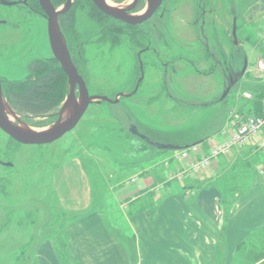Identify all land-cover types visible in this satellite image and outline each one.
Listing matches in <instances>:
<instances>
[{"label":"rangeland","instance_id":"rangeland-1","mask_svg":"<svg viewBox=\"0 0 264 264\" xmlns=\"http://www.w3.org/2000/svg\"><path fill=\"white\" fill-rule=\"evenodd\" d=\"M77 1L74 0L73 5ZM105 1L108 7L125 11L131 8L134 0L121 5ZM220 3L223 7L219 13L222 25L209 29L208 35L213 41L209 42L208 48L218 62V72L235 79L243 54L255 51L264 57V0H220ZM173 5L174 0H166L158 14L145 25L143 37L138 29L135 30L136 38L126 26L114 35L113 20L103 14L108 19L101 20L85 13L86 10L83 13L77 11L74 24L80 44L75 48L74 60L88 94L92 98L104 97L110 101L117 98L118 103L92 99L76 127L49 145H20L0 131V163L12 165L0 166V264H33L34 250L39 243L51 241L56 247L64 242V227L73 214L62 209L61 202L64 201L60 195L63 184L66 192L68 189L72 192L73 186L77 192L80 178L75 172L78 167L81 166L88 175L91 208L99 209L103 198L108 199V195L105 197L107 184L115 186L124 180L129 181L175 153L155 154L147 149L137 152L135 149L140 141L134 139L129 143L128 137L118 135V127L129 130L132 124L141 135H149L151 140L146 137L152 143L161 146L203 136L212 141L216 139V133L226 123L234 104L220 102L224 95L219 91L221 78L217 75L199 76L209 74L211 69L202 46L194 43L193 34L178 26L181 35L186 37L184 43L171 31L169 9ZM95 10L99 12L97 8ZM161 15L162 19L159 18ZM232 16L237 18V46L233 45L231 37ZM142 42L144 45L150 42L149 47L160 52L161 64L151 65L152 57L143 55V79L137 92L130 97H120L130 94L141 78L137 52ZM256 53L247 56L251 67L255 64ZM197 58L205 63L198 66ZM35 60L41 65L55 60L42 13L39 9L30 12L21 5L0 7L2 84L26 81L28 67ZM66 85L68 95V83ZM183 87L192 88L193 92L186 93L181 89ZM76 96L79 99L78 92ZM66 97L59 106L58 115ZM209 103L214 104L202 107V104ZM5 111L12 125L36 132L52 129L59 118L25 117L7 106ZM244 253L252 254L259 261L264 259V241L258 239L257 245H251ZM63 263L70 264L67 259ZM258 264H264V260Z\"/></svg>","mask_w":264,"mask_h":264},{"label":"crops","instance_id":"crops-1","mask_svg":"<svg viewBox=\"0 0 264 264\" xmlns=\"http://www.w3.org/2000/svg\"><path fill=\"white\" fill-rule=\"evenodd\" d=\"M254 53L250 51L249 55ZM256 54L255 64L264 61L261 54ZM249 55L242 58L246 69L236 83L227 89L222 80L219 85L224 93L220 102H233L234 107L216 139L203 136L170 143L183 149L198 145V154L189 153L180 159V151H174L145 169L144 174L129 178L134 179L133 183L124 180L115 186L107 184L108 199L103 198L99 209L91 208L88 175L81 166L75 172L80 178L77 192L74 186L72 192H66L63 184L61 206L65 213L73 214L64 227L70 264H258L264 260L244 253L257 245L258 239L264 241V181L256 174L264 164V130L248 144L212 161L203 171H189L213 145L231 136L236 116H248L244 103L249 100L242 94L264 89V73L256 74L255 64L249 65ZM225 78L223 75L226 82ZM183 88L186 93L193 92L192 88ZM153 149L155 154L171 151ZM33 264L64 263L55 245L43 241L35 247Z\"/></svg>","mask_w":264,"mask_h":264},{"label":"trees","instance_id":"trees-1","mask_svg":"<svg viewBox=\"0 0 264 264\" xmlns=\"http://www.w3.org/2000/svg\"><path fill=\"white\" fill-rule=\"evenodd\" d=\"M28 1L35 9H39L37 0ZM113 1L119 3L124 0ZM50 2L55 8H58L65 3V0H50ZM78 10H80V13H83V10H86L85 13H91L94 16L99 17L101 20L105 18L93 8V5L89 0H78L75 5H72L69 12L60 17L59 28L65 39L69 54L76 65L77 63L74 60V57H76L75 48H78L80 40L75 32L74 21ZM111 24L114 25L112 28L113 34L115 32H122L125 27L123 24L114 20ZM110 26L112 27V25ZM127 28L133 34H131L133 38H136L137 35L135 33H137V31L135 30H137V27ZM107 34L113 35L109 32ZM114 35L113 37H116ZM44 65V63L41 65L39 61L35 60L28 67L29 77L26 81L21 83L2 84L3 98L12 112L25 117L43 118L48 116L51 119H56L58 117L59 106L67 95V79L55 60L47 61L46 65ZM47 67L51 69L47 70ZM249 92L252 98L244 103L247 109V114L248 116H261L263 114L264 89L250 90ZM125 130L126 128L118 127V135L128 137L127 139L129 143L133 142L134 139H137L129 132V130ZM139 143L140 144L135 149L137 152L147 149L150 153H155V150L144 142L140 141ZM56 250L62 262L67 259V250L64 242H60L59 245L56 246Z\"/></svg>","mask_w":264,"mask_h":264},{"label":"water","instance_id":"water-1","mask_svg":"<svg viewBox=\"0 0 264 264\" xmlns=\"http://www.w3.org/2000/svg\"><path fill=\"white\" fill-rule=\"evenodd\" d=\"M92 4L104 15L111 17L113 19L119 20L123 23L129 25H137L142 21L148 19L151 14L159 7L162 0H150V5L144 16L142 17H130L126 16L124 11H116L106 5L104 0H90ZM38 5L42 10L47 21V37L49 42L50 51L52 57L60 66L62 72L65 74L67 83L69 86V92L65 99V103L62 109L59 112V118L55 123V126L45 132H36L31 130H23L12 125L7 119L5 106H7L4 101L1 83H0V131L9 137L12 141L20 145L28 146H42L52 144L64 135L71 132L76 125L79 123L83 115L85 114L88 106L92 103V99H100L103 102H108L112 104L118 103L116 98L113 101L108 100L107 98H92L89 96L86 85L82 77L78 74L76 68L74 67L71 58L68 54V50L65 44V40L60 31L58 18L61 15L67 13L71 7V0H66V4L61 8V10L56 9L50 2V0H38ZM234 34V33H233ZM245 65L242 68L241 74L245 72ZM142 79L138 80L137 85L134 90L128 95H121L120 97H130L134 95L138 89V85ZM78 88L79 99L75 96V88ZM80 100V102L78 101ZM8 107V106H7ZM67 110L69 115L65 119H61V115ZM129 132L136 138L143 141L145 144L152 148L158 150H171L179 151L182 148L173 147V146H161L152 143L147 137L141 135L135 127H131ZM5 167H11V164H3Z\"/></svg>","mask_w":264,"mask_h":264},{"label":"flooded vegetation","instance_id":"flooded-vegetation-1","mask_svg":"<svg viewBox=\"0 0 264 264\" xmlns=\"http://www.w3.org/2000/svg\"><path fill=\"white\" fill-rule=\"evenodd\" d=\"M73 1L74 0H71V7L74 3ZM110 1H112L115 4L121 5L128 0H124V1L119 2V3L115 2L113 0H110ZM165 1L166 0H162L159 7L151 14L150 17L148 19H146L145 21H142L141 23L137 24V25H129V24L123 23L119 20L113 19L111 17H109V18H111L112 20H114L116 22L123 24L126 27H133V28L137 27V29L139 30L138 33H139L140 37H143V32H144L143 29H144L145 25L148 23V21L151 18L155 17V15L158 14V12L162 9ZM174 3H175V6L173 5V7L169 9V12H170V14H169V17H170L169 23L170 24L169 25H170L171 31H173L175 33V36L177 37L178 40L186 43V40H185L186 37H185V35H181V30L178 28V26L181 28L183 27V28L189 30L193 34L192 35L194 38L193 40H195L194 43L202 46L201 50H203L204 56L207 58L206 61L208 60V64H209L210 69H211L210 73L213 76L217 75L219 78H221L222 82L225 83V80L223 81V79H222L223 76L217 70L218 62L216 61L215 55L208 48L209 42L213 41L211 36L208 35L209 29L212 27H218V26L222 25L221 19L219 16L220 11L222 10V9L220 10V8L222 7L220 0H183V1L174 0ZM65 4H66V0H65V3L60 5V6L63 7ZM91 4H92V2H91ZM18 5H21L22 7H26L28 9V11H30V12L37 11V9H35L34 6H31L29 4L28 0H14L12 2H8L6 0H0V7H2V8H11V7H16ZM37 5H38V0H37ZM149 5H150V0H134L131 8H129V10L124 11L125 15L130 16V17H142V16H144L146 11L148 10ZM38 7H39V5H38ZM71 7H70V9H71ZM95 9H96V7H95ZM39 11L42 13L43 18L46 20V17L44 16L40 7H39ZM101 14H103V13H101ZM60 17L58 18V24H59ZM159 18L162 19L163 16L161 15ZM184 18L188 19L189 22L186 21ZM232 18L233 19H232L231 37L233 39V45L237 46L238 43L236 41V26H235L237 18L235 16H232ZM143 45L144 44L142 42V45L139 47V50L137 52V63H138V69L140 71V77H141L142 67H143L141 65L142 64L141 58L143 55L152 57V60L149 61L150 64L152 63L151 65H155V63H157V62L159 64H161L160 52H158V51L156 52L155 49L150 48L149 47L150 42L146 43L144 46ZM77 56L79 57L78 52H77ZM243 58H245V54H243ZM72 59L73 58L71 57V61L74 65V67L76 68L78 74L81 76L77 65L73 62ZM197 61H199L198 66L203 65L205 63V60L203 61L202 59H199V58H197ZM191 65L193 66L194 64L191 63ZM196 66L197 65H194V67H196ZM243 66L244 65L242 63L240 68L237 70L238 72L235 73V74H237V75H235L236 76L235 79H232L231 77L225 78L226 79V83H225L226 89L228 87L230 88L231 86H233V84H235L236 81L239 79ZM142 79H141L140 83L142 82ZM83 81L85 83L84 79H83ZM0 83H1V90H2L1 79H0ZM140 83L138 85V88L140 86ZM223 83H222V85H223ZM77 92H78V88L76 86L75 96H76ZM132 126L133 125L131 124L130 127H132ZM3 164H5V163H0V166L1 165L4 166Z\"/></svg>","mask_w":264,"mask_h":264},{"label":"built area","instance_id":"built-area-1","mask_svg":"<svg viewBox=\"0 0 264 264\" xmlns=\"http://www.w3.org/2000/svg\"><path fill=\"white\" fill-rule=\"evenodd\" d=\"M257 73H264V62L258 61L255 66ZM244 99H251V94L243 93ZM236 116L237 124L231 136L219 145H213L206 156L193 163L189 169L190 172L197 174L206 169L212 161L220 156H226L229 152L237 147L244 146L250 141L256 139L264 130V101H263V114L261 116H247L241 118ZM200 151L199 146H191L189 149L180 152L178 157L184 159L188 157L189 153L198 154ZM257 176L264 181V164L257 169ZM134 180H130L133 183Z\"/></svg>","mask_w":264,"mask_h":264},{"label":"bare ground","instance_id":"bare-ground-1","mask_svg":"<svg viewBox=\"0 0 264 264\" xmlns=\"http://www.w3.org/2000/svg\"><path fill=\"white\" fill-rule=\"evenodd\" d=\"M106 5H108V4L106 3ZM68 115H69V112H68L67 110H64V112L62 113V115H61L60 117H61V119L63 120V119H65Z\"/></svg>","mask_w":264,"mask_h":264}]
</instances>
